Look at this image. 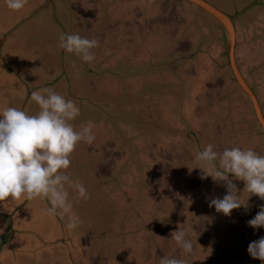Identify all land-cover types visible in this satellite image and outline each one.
I'll use <instances>...</instances> for the list:
<instances>
[{
  "label": "rangeland",
  "instance_id": "374dc122",
  "mask_svg": "<svg viewBox=\"0 0 264 264\" xmlns=\"http://www.w3.org/2000/svg\"><path fill=\"white\" fill-rule=\"evenodd\" d=\"M96 1L100 13L79 0H28L18 12L6 3L0 8V52L9 57L8 63L25 81L34 83L32 76L40 73L44 88L73 100L81 112L71 121L74 129L92 121L95 135L91 145L77 144L70 167L61 170L90 196L78 198L77 191L65 185L71 212L82 223L69 231L67 216L46 215V199L21 202L9 197L0 202V232L5 234L0 238V264H159L163 256L185 259L186 264H262L248 258L243 243L264 236V228L247 224L264 201L248 193L240 198H248L247 211L242 206L231 216L217 213L209 202L223 185L211 177L202 180L201 170L193 168L199 166L197 153L208 144L217 152L247 150L251 141L264 138L250 97L233 77L222 26L185 0ZM207 1L233 17L236 60L264 113V0ZM174 23L180 32L168 29ZM61 33L99 40L91 50L95 59L84 62L59 48ZM182 35L186 38L176 44L186 50L188 61H183L192 72L187 77L179 73V79L171 67L184 63L171 61L181 60L183 53L174 51L171 43ZM112 56L120 67L109 60ZM153 56L170 69L158 74L153 69L160 65H153ZM150 66V74L143 77L140 70ZM114 73L125 78L124 90L116 91L110 83ZM6 74L7 84L17 88L16 77ZM97 75L103 78L97 80ZM156 104L159 109L151 112ZM132 108L129 118L125 113ZM24 111L36 115L40 108L30 101ZM254 150L264 155L259 144ZM212 221L223 230L215 234L223 252L212 253L215 246L205 236L209 233L198 230L211 231ZM227 226L234 235L224 231ZM179 228L192 240L191 255L185 256L171 238Z\"/></svg>",
  "mask_w": 264,
  "mask_h": 264
},
{
  "label": "clouds",
  "instance_id": "9594fccd",
  "mask_svg": "<svg viewBox=\"0 0 264 264\" xmlns=\"http://www.w3.org/2000/svg\"><path fill=\"white\" fill-rule=\"evenodd\" d=\"M27 2L5 0L7 7L17 12L24 9ZM99 43L97 39L61 33L58 46L91 63L95 59L91 50ZM105 53L110 54L107 50ZM30 98L39 105L40 111L36 115H28L15 107L0 111V202L8 201L9 197L21 202L46 199L50 205L46 215L60 219L67 216L66 227L71 231L82 221L71 212L65 185L72 186L78 198L87 200L90 196L82 184L73 182L61 170L70 167V157L78 143L91 145L94 142V123L89 121L79 131L75 130L71 121L81 114L79 106L52 89L32 91ZM196 160L199 166L193 168L201 170L202 180L211 177L214 183L226 188L222 198L210 199L209 207H214L217 213L231 216L235 209L243 206L247 211L249 208L248 198L246 202L239 198L241 190L233 178L244 182L243 191L264 201V155L252 148L242 150L239 147L217 152L212 144H208L197 153ZM193 168L189 167V171ZM258 207L256 215L247 221L254 229L264 228V204ZM171 238L185 256L193 253L194 245L184 230L173 231ZM247 251L252 258L264 264V236L251 241ZM159 264H186V260L163 256Z\"/></svg>",
  "mask_w": 264,
  "mask_h": 264
},
{
  "label": "crops",
  "instance_id": "0c3cea01",
  "mask_svg": "<svg viewBox=\"0 0 264 264\" xmlns=\"http://www.w3.org/2000/svg\"><path fill=\"white\" fill-rule=\"evenodd\" d=\"M79 2L80 3H82V4H87V5H89V6H93L94 8L96 7V10L98 11V13H100L101 12V5H100V1H96V0H79ZM5 4V2H3V0H0V8H2V10H4L5 8H6V5H4ZM100 11V12H99ZM137 13V12H136ZM135 13V14H136ZM140 13V12H139ZM2 19H4V18H2ZM151 18H147V22L148 23H151ZM72 22V21H71ZM71 22H70V24H71ZM93 22H95V21H93ZM111 22H112V20H111ZM119 22H121V21H119ZM139 22V21H138ZM73 23V22H72ZM165 23V22H164ZM99 24V21L97 22V23H95V24H90V28L91 29H93V28H95V26H97ZM149 25V24H148ZM167 26V25H166ZM54 32V34H55V31H53ZM153 35V32H151V36ZM55 36H57L56 34H55ZM184 38H186V37H184ZM183 38V39H184ZM2 42H3V39H2V37H1V33H0V49H1V45H2ZM176 42V41H175ZM174 40H173V38H172V43H171V45H173V46H176V45H174ZM191 44L192 43H190V47H192L191 46ZM174 48V51L175 50H177V51H179V52H181V53H183V57H181V60H178L177 59V57H175V58H173L172 59V61L171 62H173L172 64H174V62H175V59H176V61L177 62H179V61H182V63H184L183 65H184V67H182V65H181V67L179 66V65H177V66H175V67H171V69L174 71L175 69H177V76H178V78L180 79V77H183V76H181V74L182 75H184V76H186L187 77V75H189L192 71L191 70H189L188 69V67H192V66H188L187 64H188V62H187V64L185 63L186 61H183L184 59H186L187 61H188V57L186 56V54H185V52H186V50L185 51H183V49L180 47V46H177V47H173ZM236 52H237V50H236ZM153 59H154V63H153V65L154 66H158V65H160L159 66V68H156V69H153V70H155V71H157L158 72V74H159V72H161V71H164V70H169L170 68L168 67V66H162V65H166L167 64V62H166V64H162V62H165V61H160L157 57L155 58V56H153ZM190 59V58H189ZM8 60H9V57L7 56H3V54H2V52H0V111H2V109L3 108H6V107H15V108H18V109H21V110H25V107L28 105V103L30 102V101H33V100H31V98H30V93L32 92V91H37V90H40V89H42V88H44L43 86H42V83L44 82L43 80H42V78L40 77V73H38V74H35V75H33L32 77H33V82L34 83H29V82H27V81H25L24 79H23V77H22V74L20 73V72H18L17 71V69L15 68V67H12L9 63H8ZM54 60H56V58H54ZM111 62H113L116 66L118 65L119 67L121 66V64L119 63V60H117V58L115 57V56H112V57H110V59H109ZM169 62V61H168ZM104 64H102V65H100V69H101V67L103 66ZM167 65H169V64H167ZM4 66H5V69L10 73V74H12V75H14L15 77H16V79L14 80V82H15V84H16V87L17 88H14V87H11V86H9V84H7V82H6V80H7V74H6V70H4ZM152 66V65H151ZM137 69V68H136ZM196 69H198V68H195V72L194 73H196V71H198V70H196ZM142 71H144L143 69L142 70H140V73L143 75V77H145V76H148L149 74H150V72H148V73H146L145 74V72H142ZM179 73H181V74H179ZM166 74V73H165ZM99 75V74H98ZM98 75L96 76L97 77V80H100V79H102L103 77H98ZM116 77V79H115V77ZM114 76L113 75H111L110 76V78H114V80H112L110 83L112 84V85H115V87H116V91H119V90H124V88H123V85H124V81H125V78L122 80V77H121V74L119 75V74H117V73H114ZM127 77V80H128V78H129V81L130 80H132V78H131V76H128V75H126ZM151 76H153V74L151 75ZM157 76V75H156ZM163 77L162 76H160L159 75V78L158 79H162ZM42 81V82H41ZM168 82H169V80H168ZM48 83V82H47ZM52 86H56L55 85V83L56 82H49ZM48 83V84H49ZM171 84H173L174 82H170ZM127 84H125V86H126ZM42 86V87H41ZM49 85H47L46 87H48ZM162 86H165V85H162ZM170 86V85H169ZM174 87H178V85L176 84V85H173ZM8 87H10V88H8ZM112 88V87H111ZM69 94H72V90H71V86H70V93ZM72 96V95H71ZM121 98L122 97H118L117 98V100H121ZM163 98V97H162ZM163 101H164V99H162ZM136 101H138V100H136ZM134 102V103H139V102ZM161 101V97L159 98V102ZM162 101V102H163ZM89 102H90V100H89ZM92 103V102H91ZM133 103V102H132ZM151 104H152V102H150ZM198 103V102H197ZM33 104L34 105H36L37 103L35 102V101H33ZM261 104V103H260ZM139 105H142V104H139ZM153 105V104H152ZM197 107V106H196ZM34 107L33 106H31V109H33ZM140 108H142V106H140ZM152 110H151V112H153V107H150ZM173 108V107H172ZM262 108V107H261ZM86 111V110H85ZM262 111H263V109H262ZM132 113H134V111H133V108L132 109H128L127 110V112L125 113V115H128V117L129 118H132ZM151 114V113H150ZM264 114V113H263ZM28 115H31V114H28ZM199 119H202V116L199 118ZM259 122V121H258ZM128 124H130V123H128ZM259 124H260V122H259ZM260 126H261V124H260ZM261 128H262V131H263V133H264V129H263V127L261 126ZM264 135V134H263ZM259 139V141L258 140H255L254 142H250L248 145H250V148H252V149H255V147H258V144L260 145V146H262L263 147V149H264V138L262 137V135H260V137L258 138ZM257 145V146H256ZM185 148V147H184ZM264 152V151H263ZM236 183L240 186V188H242L241 186H242V183H241V181L240 180H236ZM236 184V185H237ZM224 187V186H223ZM238 187V186H237ZM239 188V187H238ZM224 190H222V192L220 191H218V192H215L216 194H219V193H225L226 194V188L224 187L223 188ZM215 194V197H219V195H216ZM224 194V195H225ZM248 194V192L247 191H243V192H241V194H240V197L239 198H241V196L242 195H244V196H242L243 197V200H244V198H246V195ZM252 196V195H251ZM258 198V197H257ZM260 199L258 198L257 199V201H259ZM254 207H255V205H254ZM236 210V209H235ZM0 214H1V212H0ZM200 214V213H199ZM213 222V221H212ZM221 222H223V223H225L224 222V220H222ZM220 222V223H221ZM214 223L215 222H213V225L211 226L212 228H211V231H207V230H205V232H203L200 228L198 229L199 230V232H200V234H205V233H209L208 235H205L206 236V239H208L207 241H210L209 243L212 245V246H215L214 247V249H212V253H214V252H216L217 250H215V249H221L220 251H224V248L221 246V239L219 240L220 241V244H218L217 243V239H216V233L218 232V230L220 231L221 230V232H223V230L222 229H220V228H218L217 226H214ZM226 224V223H225ZM227 225V224H226ZM234 228V227H233ZM4 230V229H3ZM5 231V230H4ZM225 232H227L228 234L229 233H231V235L233 234L234 235V233L233 232H235L234 231V229L231 231V230H228V226L227 227H225V230H224ZM5 234H3V232H0V238L1 237H3ZM248 240H249V238H248V236H245ZM7 238H9V236H7ZM7 238H6V241H7ZM58 240H60V239H58ZM206 241V242H207ZM244 242V241H243ZM214 243V244H213ZM243 245L245 246V251H246V253H248V251H247V249H248V242L246 243V245H245V242L243 243ZM45 247V246H44ZM247 248V249H246ZM219 251V252H220ZM21 254V253H20ZM247 256H248V258L249 259H251V261L254 259V258H252L250 255H249V253L247 254ZM46 257H48V256H46ZM256 260V259H255Z\"/></svg>",
  "mask_w": 264,
  "mask_h": 264
},
{
  "label": "water",
  "instance_id": "95a60500",
  "mask_svg": "<svg viewBox=\"0 0 264 264\" xmlns=\"http://www.w3.org/2000/svg\"><path fill=\"white\" fill-rule=\"evenodd\" d=\"M185 1L199 6L201 9L214 16L222 26L224 33L226 35L225 41L227 45L226 47L227 58L229 60V66L232 70L233 77L235 81L240 85L242 90L250 97L258 121L260 122L261 126L264 129V114L258 96L256 95L252 86L243 76V73L236 60L237 31L233 17L207 0H185Z\"/></svg>",
  "mask_w": 264,
  "mask_h": 264
},
{
  "label": "trees",
  "instance_id": "16d2710c",
  "mask_svg": "<svg viewBox=\"0 0 264 264\" xmlns=\"http://www.w3.org/2000/svg\"><path fill=\"white\" fill-rule=\"evenodd\" d=\"M174 22H175V21H174ZM167 27H168L169 30H173L174 32H176V31H179V32H180V30H179V28H178V26H177L176 23H174L172 26H171V25H170V26L168 25ZM184 37H185L184 35H182V37L179 36V38H178L177 40H176V38L174 37L173 40H174V42L176 41V42L174 43V45H176V46H173V47H177V44H176V43L179 42V41H181V39H183ZM150 68H151V66L149 67V70H148V71H145V70H144V71H142V72H145V74H146V73H148L150 70H152V69H150ZM151 72H154V71H151ZM142 76H143V75H142ZM158 107H159L158 104H156V107H154L153 111H154L155 109H159ZM235 184H236V183H235ZM219 186H221V184H219ZM240 190H241V192H243V189L240 188Z\"/></svg>",
  "mask_w": 264,
  "mask_h": 264
},
{
  "label": "flooded vegetation",
  "instance_id": "af4514ba",
  "mask_svg": "<svg viewBox=\"0 0 264 264\" xmlns=\"http://www.w3.org/2000/svg\"><path fill=\"white\" fill-rule=\"evenodd\" d=\"M255 91V90H254Z\"/></svg>",
  "mask_w": 264,
  "mask_h": 264
}]
</instances>
